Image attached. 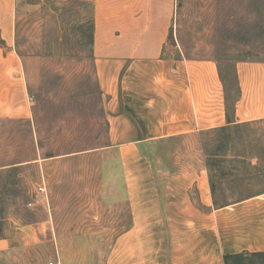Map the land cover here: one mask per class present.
I'll return each instance as SVG.
<instances>
[{
	"label": "crops",
	"instance_id": "1",
	"mask_svg": "<svg viewBox=\"0 0 264 264\" xmlns=\"http://www.w3.org/2000/svg\"><path fill=\"white\" fill-rule=\"evenodd\" d=\"M16 0H0V118H28L26 79L14 47ZM92 52L111 95L107 150L115 234L104 264H225L264 255V154L154 158L149 149L222 126L264 119V60L235 63L230 103L210 58L166 56L169 0H92ZM175 48V45H172ZM17 167V166H14ZM122 215V216H121ZM10 226L0 253L37 242Z\"/></svg>",
	"mask_w": 264,
	"mask_h": 264
},
{
	"label": "rangeland",
	"instance_id": "2",
	"mask_svg": "<svg viewBox=\"0 0 264 264\" xmlns=\"http://www.w3.org/2000/svg\"><path fill=\"white\" fill-rule=\"evenodd\" d=\"M169 1L166 56L216 60L231 103L235 63L264 60V0ZM91 22L92 0H16L14 47L29 115L0 118V234L26 224L37 242L1 252L0 264H104L120 230L106 197L113 188L107 159L116 155L106 148L111 95L91 54ZM227 140V155L264 154V119L181 137L148 154L193 155L196 143L202 155L222 154Z\"/></svg>",
	"mask_w": 264,
	"mask_h": 264
},
{
	"label": "trees",
	"instance_id": "3",
	"mask_svg": "<svg viewBox=\"0 0 264 264\" xmlns=\"http://www.w3.org/2000/svg\"><path fill=\"white\" fill-rule=\"evenodd\" d=\"M92 45H93V19H92V22H91V35H90L91 54L93 56ZM237 96H238V88L236 86V98H237ZM242 124H244V123H242ZM242 124H236V125H232V126H230V125L222 126V127H218L216 129H213L211 131H216V132L223 131V130H226L228 128L236 127V126L242 125ZM219 142L220 141H218V143ZM229 142H230V140L223 141L222 145L225 144V146L224 145L223 146L220 145V146H222V149H223L222 150L223 151L222 154H217L216 152H214L212 154H206V155L207 156L226 155V151L225 150L229 149L228 148L229 147ZM1 237H2V235L0 234V238ZM250 257H251V260L248 263H246V264H264V255L262 253H253V254L250 255ZM233 259H235V260L238 259V262H239V261H242V259H244V258L241 257V255H237V256L226 255L224 257V262H225V264H230V262H232Z\"/></svg>",
	"mask_w": 264,
	"mask_h": 264
},
{
	"label": "built area",
	"instance_id": "4",
	"mask_svg": "<svg viewBox=\"0 0 264 264\" xmlns=\"http://www.w3.org/2000/svg\"><path fill=\"white\" fill-rule=\"evenodd\" d=\"M46 264H60V262L58 260L54 259V260H49Z\"/></svg>",
	"mask_w": 264,
	"mask_h": 264
}]
</instances>
